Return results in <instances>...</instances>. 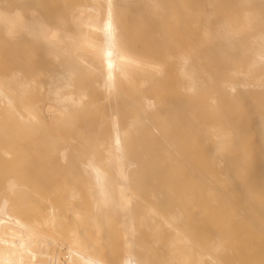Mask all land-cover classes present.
I'll return each instance as SVG.
<instances>
[{
  "label": "bare ground",
  "instance_id": "1",
  "mask_svg": "<svg viewBox=\"0 0 264 264\" xmlns=\"http://www.w3.org/2000/svg\"><path fill=\"white\" fill-rule=\"evenodd\" d=\"M52 1L0 0V264H264V0Z\"/></svg>",
  "mask_w": 264,
  "mask_h": 264
},
{
  "label": "rangeland",
  "instance_id": "2",
  "mask_svg": "<svg viewBox=\"0 0 264 264\" xmlns=\"http://www.w3.org/2000/svg\"><path fill=\"white\" fill-rule=\"evenodd\" d=\"M75 1L76 0H53L52 2L55 8L60 10L59 13L66 14L68 12H71V10L75 8V4L76 5L80 4V2H75ZM46 4H47V1H46ZM12 5H16V3L12 2ZM46 21L48 22L51 21L49 20L47 13H46ZM8 50H11V49H8Z\"/></svg>",
  "mask_w": 264,
  "mask_h": 264
}]
</instances>
